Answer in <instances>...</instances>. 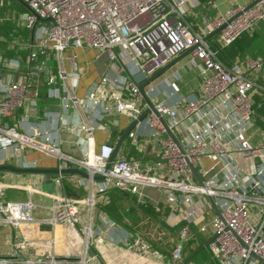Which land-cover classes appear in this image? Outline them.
Instances as JSON below:
<instances>
[{
	"label": "built area",
	"instance_id": "2783aa9c",
	"mask_svg": "<svg viewBox=\"0 0 264 264\" xmlns=\"http://www.w3.org/2000/svg\"><path fill=\"white\" fill-rule=\"evenodd\" d=\"M20 1L30 12H8L29 35L33 28L32 41L29 36L15 41L26 52L24 59L0 57V154L11 151L19 167L35 168L34 161L16 154L37 151L56 159L54 169L78 168L89 179L76 182L77 186L86 182L87 197L73 200L63 193L62 175L55 176L59 192L50 195L47 218L36 223L37 229L47 227L52 234L45 242L46 250L36 254L35 245L22 237L0 254V264H98L94 245L103 237L118 244L117 235L124 231L103 215L97 218L102 228L83 225L80 206L90 212L96 196L102 197L110 187L135 195L141 188H151L161 194L168 208L164 225L177 228L163 264H192L183 252L184 244L205 232L198 220L211 210L206 196L218 212L208 220L210 234L203 245L212 264H264V56L238 55L228 63L217 58L242 36H250L258 23L264 25V0L231 4L196 24L186 21V15L187 8L198 6L197 0ZM84 48L104 53L112 76L104 73L82 97H75L63 86L66 74L60 67L64 60L71 70L69 76L79 77L73 50ZM186 51L178 61L179 70L170 68L143 87L174 142L137 86ZM50 58L57 63L55 75L50 73ZM41 84L46 87L45 96L59 107L58 112L42 116L76 136L79 158L59 152L48 133L29 122L40 112ZM70 109L82 112L87 122L67 120ZM146 109L147 114L125 139L138 151L154 142L158 146L155 159L149 163L115 156L105 169L113 146L104 142L96 151L88 149L92 132L104 131L106 122L116 128L118 116L130 124ZM18 111L22 115L9 124L7 120ZM92 176L104 179L93 181ZM3 187L0 183V225L12 230L32 225L36 206L30 200H3ZM56 227H63L65 244L55 237ZM161 232L170 234L165 229ZM137 238L132 247L140 246L147 257L159 256ZM76 242L83 246L77 254Z\"/></svg>",
	"mask_w": 264,
	"mask_h": 264
},
{
	"label": "crops",
	"instance_id": "0c3cea01",
	"mask_svg": "<svg viewBox=\"0 0 264 264\" xmlns=\"http://www.w3.org/2000/svg\"><path fill=\"white\" fill-rule=\"evenodd\" d=\"M197 1H198V6L203 2V0H197ZM250 1L251 0H208L207 2H209V8L212 10L213 16H214L216 12L223 11L231 4H237V3L246 4V3H249ZM197 7L190 8V9L187 8V12H188L187 16L192 14L194 9H196ZM201 18L195 19L193 21V24L198 23ZM246 41H243V42L241 41V43H239V46L243 45L242 43H245ZM232 48H233L232 50H230L229 48L225 51L226 52L225 54L227 55V60H228L227 63L229 62V60L239 55L238 51H236L237 50L236 45L233 46ZM67 52L68 51H65L64 54H66ZM73 53L75 55V62L77 63L78 71L80 73L79 77L76 78V76H74L71 78V76H69V73L71 70L68 64L64 60L62 61L60 68H62V70L66 74V81L64 83L62 82L64 84L63 86L66 89H68V91H71L75 97H82L87 91V89L93 83L97 82L104 73H107L108 76L110 77L112 76V72H108L109 62L106 56L104 55V53L99 52L94 49H87V48L74 49ZM50 63L54 64V69L51 67ZM48 65L50 67V73L52 75H55L56 71L58 70L56 61L50 58L48 60ZM180 66L181 64L178 62L171 68L172 70L173 69L179 70ZM186 90L187 88L183 87L182 94H185ZM38 105L40 108L39 115L37 117L29 118V122L33 126H35L38 130L46 131L48 135L51 137V139L57 143L56 147L59 150V152H61L64 155L73 157V158H79L81 156V148L76 144V141H77L76 136L69 132L61 130L59 124L52 118H49L46 120L42 116V113L44 112L46 113L58 112L59 107H58L57 101H55L54 99L47 98L44 94V97L40 98ZM22 113H23L22 111H18L17 113H15L12 118L7 120L8 123L12 124L15 119L19 118L22 115ZM70 117L76 118V121H79L80 123L87 122V118H88L82 112H79L78 110L74 112V111H71V109L67 112L66 119L69 120ZM116 120L118 123V126L116 128H113L110 124H108V122H106V129L104 131H98V130L93 131L91 135V139H89L87 142V148L92 151H96L100 144L104 142L108 143V140L110 138V133L112 131H117L120 135L121 132L129 125L125 117L118 116L116 117ZM119 135L116 137L113 144H110V145L114 146ZM81 138H84V137L81 135ZM143 148L144 150L142 151L145 153L146 158L141 161H144V162L146 161L149 163L152 162L155 159V156L157 154L158 146L154 142H150L148 143V145H145V147ZM11 154H12L11 151H6L4 152V154H0V165L6 164V165L13 166V167L21 168L19 167L20 165L17 159L11 156ZM16 155L21 156L27 162L34 161L35 168L54 169L57 164L56 159L54 157L42 154L37 151L27 150V151L20 152ZM116 156H119L121 158L123 157L120 147H119V150ZM54 177H55L54 175L14 174V173H10L7 171L0 172V183L1 185L5 186L3 187L1 191V196H2L1 198L3 200L20 201V202L30 200L36 206L33 209L34 213L32 212V217L34 219V223L32 225L28 227L21 226L16 230H12L9 227L0 225V254L6 253L7 250H9L10 244L13 241L20 239L22 237L27 238L35 245L33 250L35 251L36 254L42 253L46 250L45 242L52 235L51 232L48 231L47 237L44 238L43 236L44 233L39 231V229H42L43 227L38 228V231L37 229H35L36 230L35 231L33 229L34 228L33 226H36L37 225L36 223L39 220L47 218V216L49 215L48 207H50L52 203L50 195H55L59 192V189H57V187L53 183ZM78 180H82V178L73 176V175H62L61 187H62L63 193H64V188L62 186V181H65L68 184L74 186V189L76 190L77 200L85 199V197H87V192H88V188L84 186L86 182L83 181L82 186H77L76 182ZM80 190L83 193L82 195L77 193ZM5 192H17L19 194L21 193L22 197L24 198L21 199V197H17V196L15 197V196L8 195V198L6 199L3 197V194ZM64 195L70 199L74 198V197L67 196L65 193ZM34 196L47 200L49 204L42 205V204L33 202L32 197ZM136 197H137V201L140 200L141 202L142 201L147 202L152 207H156L157 204L163 205L161 194L158 191L151 189V188H141L139 190V194L136 195ZM102 199L103 197L96 196L95 201L96 203H98L102 201ZM213 214H214V211L211 208V210L206 212L203 215V217H201L198 220V223L205 228V232L202 235L197 234L196 235L197 237L203 238L205 240L209 236L210 231L208 229V220L213 216ZM99 215H102V214L100 212L95 211L94 208L90 212H87L85 205L80 206V217L82 219L81 223L83 225H86L87 223H89L92 229L102 228V225H100L99 221L97 220ZM136 216L141 218L138 213H136ZM174 216L177 217V215H174ZM165 217L161 219L163 223H164ZM143 222L140 221L138 224V227L142 225ZM150 225H154V228L158 227L159 231L163 229L156 223H151ZM191 228L193 229V231L191 232L195 233V227L192 226ZM54 231H55V237L58 236L59 241L62 244H65L66 238L64 235L63 227H60V228L56 227ZM124 234H125V231H124ZM124 234L121 233L120 235L123 236ZM193 246L194 244H192L190 247L192 248ZM58 247H60L59 243H58ZM96 248L99 251L100 255L103 257V259L105 260V264H110V263L116 264L115 262H113L114 260L113 258L115 254L112 256V258H109L108 246L96 245ZM81 249H83V246L81 245V243L76 242V254ZM62 251L63 250H58L57 253L59 255H63ZM98 251H96L95 249V252L97 254H98ZM154 252L159 256L157 257L148 256L146 258L145 257L142 258V257H139L137 253H130V254L123 253L122 255H119V256L118 254H116V256L119 258L118 260L119 263L117 262V264H148L147 260L149 258L158 261L159 264H163L168 259V255L166 254L162 255L160 253H157L155 250ZM87 254H88V250H87Z\"/></svg>",
	"mask_w": 264,
	"mask_h": 264
},
{
	"label": "trees",
	"instance_id": "16d2710c",
	"mask_svg": "<svg viewBox=\"0 0 264 264\" xmlns=\"http://www.w3.org/2000/svg\"><path fill=\"white\" fill-rule=\"evenodd\" d=\"M208 0H203V2L194 9L193 13L186 15V21L191 22L197 18L205 17L211 19L213 17V12L209 8ZM0 12L10 11L14 9L17 13L24 12L23 8L15 3L14 0H0ZM6 4V5H5ZM11 5H14L13 7ZM29 31L18 26L15 17L5 20L2 24L0 23V57L2 59L7 58H23L26 55V52L21 50L19 46L15 43L17 40H26L28 39ZM243 45L239 46L241 39L237 40L233 45H236V48L239 55H248L251 57L254 56H264V25L258 23L251 36ZM240 41V42H239ZM230 47V50L233 48ZM214 49V48H213ZM218 60L223 63H227V55L224 53L217 54ZM40 59V57H39ZM51 67L54 69V64L50 63ZM46 87L40 85L39 88V97H44ZM119 135L117 131H112L110 133V138L108 140L109 144H113L116 137ZM120 150L123 154L125 160L134 159V160H144L146 155L143 151H138L136 147L129 144L127 139H124L123 143L120 146ZM62 186L64 188V193L70 197H76V190L74 186L68 184L65 181H62ZM82 195V191H78ZM102 197H105V200L98 202L94 206V210L100 212L106 219L110 220L111 223L120 229L127 232L129 235L136 236L137 232L140 229L150 225L151 223H156L161 228L167 230L170 234H174L177 228L168 229L164 223L161 221L166 214L168 213V208L157 204L156 207H152L149 203L144 201H137L135 194H128L125 191L119 190L114 187L107 188ZM136 213L140 215L141 218L136 216ZM140 221H144L142 225L138 227ZM191 231L193 229L190 227ZM194 235V232H192ZM141 236V235H140ZM195 240H188L184 244L183 252L186 253V258L192 264H212L210 260L209 253L203 245L205 240L199 238L196 235ZM143 238V239H142ZM145 241L149 248H152L157 253L162 255L166 254V251L162 249L160 245L144 239L141 236V242ZM194 244L191 248L190 246ZM203 247V248H202ZM170 251V250H169ZM169 255V252L167 253Z\"/></svg>",
	"mask_w": 264,
	"mask_h": 264
},
{
	"label": "water",
	"instance_id": "95a60500",
	"mask_svg": "<svg viewBox=\"0 0 264 264\" xmlns=\"http://www.w3.org/2000/svg\"><path fill=\"white\" fill-rule=\"evenodd\" d=\"M19 6H21L25 11L30 12V10L28 9V7L21 2L20 0H14ZM32 32H33V28L30 30V41H32ZM187 54V51L180 54L179 56H177L176 58H174L171 62H169L166 66H164L162 69H160L159 71H157L156 73H154L152 76H150L149 78L145 79L144 81H142L141 83L138 84L137 88L138 91L143 99V101L146 103L148 109L154 113V115L157 117L160 125L162 126V128L164 129L166 135H168L174 142H176L175 138L172 136V134L168 131L164 121L162 120V118L156 114L150 104V102L148 101L147 97L145 96L144 92H143V87L148 84L149 82H151L152 80H154L157 76H159L160 74H162L163 72H165L166 70L170 69L172 66H174L181 58H183L185 55ZM148 109L142 111L140 113V115L133 120L119 135L116 143L113 146V150L112 153L109 157V159L107 160V163L105 164V169L108 168L109 164L112 162V160L114 159V157L116 156L119 147L121 146L122 142L124 141L127 133L129 132L130 129H132L135 124L140 121L148 112ZM3 171H7L10 173H14V174H30V175H73V176H77L80 177L84 180H88L89 176L87 173H85L84 171L78 169V168H63V169H41V168H18V167H13L10 165H6V164H1L0 165V172ZM190 171L192 173V176L194 177V179L196 180V182L198 184H200V180L198 179V177L196 176V173L194 171V169H192L190 167ZM103 177L102 176H92L91 180L93 181H103ZM207 202L209 203V205L211 206V208L213 209L214 213L217 215V209L215 208L214 204H213V200L211 197L206 196ZM19 259L23 260L22 256L18 257Z\"/></svg>",
	"mask_w": 264,
	"mask_h": 264
},
{
	"label": "rangeland",
	"instance_id": "374dc122",
	"mask_svg": "<svg viewBox=\"0 0 264 264\" xmlns=\"http://www.w3.org/2000/svg\"><path fill=\"white\" fill-rule=\"evenodd\" d=\"M6 5V4H5ZM2 6V5H1ZM12 7L14 5H11ZM1 9V7H0ZM11 18L10 16V12H8L7 10L6 11H3V12H0V23L2 24L5 20ZM247 35H244L242 36L240 39H242L241 41H246L248 39V37H246ZM240 42V41H239ZM184 79L187 80L189 79V75H184ZM155 82H159L158 81H155ZM8 195L10 196H17V197H21V199H23L24 197H22L21 193H17V192H5L3 194V197L4 198H8ZM73 200H76V197L73 198ZM32 201L35 202V203H39V204H42V205H48L49 202L43 198H38V197H32ZM34 213V212H33ZM34 216V215H33ZM34 230L37 229L36 226H33ZM15 230V229H14ZM36 231V230H35ZM38 231V229H37ZM39 231L43 232L44 233V238L47 237V227H43L42 229H39ZM162 233V234H161ZM158 231V228L155 227L154 228V225H147L146 227L140 229V231L137 233V236H130V238H128L127 236L123 235L121 236L120 234L117 235V238L120 239V243L118 244H114L112 243L110 240H109V237H103L101 239V242L108 246L109 250H108V253H109V258H112V256L115 254L114 256V260L113 262H115L117 264L119 258L116 256V254L119 255H122L123 253H126V254H130V253H140L141 254V257L142 258H146L147 256L144 255V251H142L140 249V246L139 247H132V243L133 241L137 238V239H141V236L144 237V239H148L154 243H156L157 245H160L162 247V249H164L166 251V255L167 253L169 252V250L171 249L172 245L174 244L175 242V239H176V234H168V233H164ZM141 235V236H140ZM123 239L125 241V243H123ZM143 239V238H142ZM143 244L145 245L146 242L143 241ZM96 245L97 243L94 245V248L97 250L96 248ZM143 245V246H144ZM147 245V244H146ZM148 246V245H147ZM150 250L153 251L152 248H148ZM93 254V251L92 250H88V255H92ZM148 264H159L158 261L156 260H153L151 258H149L148 260ZM97 263L98 264H105V260L103 259V257L100 255L99 251H98V254H97ZM119 263V262H118ZM111 264V263H110Z\"/></svg>",
	"mask_w": 264,
	"mask_h": 264
},
{
	"label": "bare ground",
	"instance_id": "6f19581e",
	"mask_svg": "<svg viewBox=\"0 0 264 264\" xmlns=\"http://www.w3.org/2000/svg\"><path fill=\"white\" fill-rule=\"evenodd\" d=\"M97 245H104L101 241L97 243Z\"/></svg>",
	"mask_w": 264,
	"mask_h": 264
}]
</instances>
